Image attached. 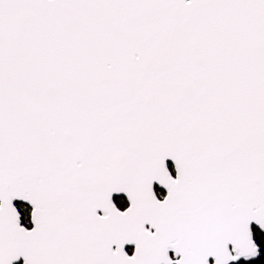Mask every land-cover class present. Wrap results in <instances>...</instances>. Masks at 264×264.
<instances>
[{
	"label": "snow or ice",
	"instance_id": "obj_1",
	"mask_svg": "<svg viewBox=\"0 0 264 264\" xmlns=\"http://www.w3.org/2000/svg\"><path fill=\"white\" fill-rule=\"evenodd\" d=\"M264 260V0H0V264Z\"/></svg>",
	"mask_w": 264,
	"mask_h": 264
},
{
	"label": "trees",
	"instance_id": "obj_2",
	"mask_svg": "<svg viewBox=\"0 0 264 264\" xmlns=\"http://www.w3.org/2000/svg\"><path fill=\"white\" fill-rule=\"evenodd\" d=\"M259 264H264V260H261V261L259 262Z\"/></svg>",
	"mask_w": 264,
	"mask_h": 264
}]
</instances>
